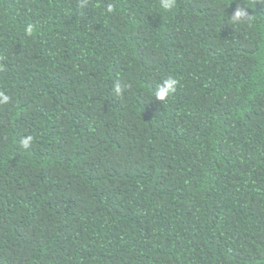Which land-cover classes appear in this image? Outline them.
<instances>
[{"label": "trees", "instance_id": "16d2710c", "mask_svg": "<svg viewBox=\"0 0 264 264\" xmlns=\"http://www.w3.org/2000/svg\"><path fill=\"white\" fill-rule=\"evenodd\" d=\"M0 92V264H264V0H0Z\"/></svg>", "mask_w": 264, "mask_h": 264}, {"label": "clouds", "instance_id": "9594fccd", "mask_svg": "<svg viewBox=\"0 0 264 264\" xmlns=\"http://www.w3.org/2000/svg\"><path fill=\"white\" fill-rule=\"evenodd\" d=\"M160 2H161V6L165 10H171L175 7L177 0H160ZM108 11L109 12L112 11L111 5L108 6ZM242 14L243 13L240 10H237L235 13V17L238 18ZM26 31L28 34H31L33 31L32 26L31 25L28 26ZM177 84H178V81L172 77H168L164 79L162 83H160L155 90V93H154L155 99L159 101H164L166 97H168L171 93L175 91ZM125 87H130V86L129 85L122 86L119 82H117L114 85V92L116 93V95L120 96L122 95ZM9 100H10V97L8 95H6L3 92H0V103H8ZM32 140H33L32 136H27L21 141V144L24 148H28Z\"/></svg>", "mask_w": 264, "mask_h": 264}]
</instances>
